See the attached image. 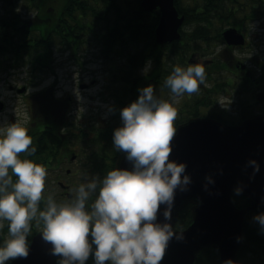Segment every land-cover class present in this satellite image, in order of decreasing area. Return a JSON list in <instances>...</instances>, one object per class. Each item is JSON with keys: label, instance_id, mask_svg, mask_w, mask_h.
<instances>
[{"label": "clouds", "instance_id": "9594fccd", "mask_svg": "<svg viewBox=\"0 0 264 264\" xmlns=\"http://www.w3.org/2000/svg\"><path fill=\"white\" fill-rule=\"evenodd\" d=\"M205 77L203 63H177L164 79L170 98L157 95L152 84L140 88L137 99L121 108L122 124L113 130L114 145L125 151L131 168L112 167L91 178L85 174L67 198L44 195L48 172L29 158L36 145L26 121L0 126V229L8 222L0 264L28 255L33 221L42 224L59 264H85L90 253L94 264H159L174 229L167 219L157 220L158 209L166 205L163 215L170 218L175 190L190 183L186 164L169 159L175 101L198 91ZM249 163L258 169L254 159ZM257 219L264 224V214Z\"/></svg>", "mask_w": 264, "mask_h": 264}, {"label": "trees", "instance_id": "16d2710c", "mask_svg": "<svg viewBox=\"0 0 264 264\" xmlns=\"http://www.w3.org/2000/svg\"><path fill=\"white\" fill-rule=\"evenodd\" d=\"M4 1L8 6H13L14 0ZM238 1L241 0H189L190 4L183 6L179 0H174L178 12L184 15V23L194 21L202 23L195 30H182L179 40L157 44L154 40L157 14L144 11L139 5L140 0H27V8L36 9L33 18H21L17 12L0 15V65L14 67L28 63L34 74L53 70L56 47L77 51L90 38L97 41L105 58L117 57L119 60L114 81L120 85L112 96L120 104L126 100L129 104L139 95L138 84L141 85L142 77L140 71L149 57L155 61V70L152 74L161 73L162 66L165 68L161 73L164 78L172 70L173 65L177 63L187 65L186 59L199 50V43L210 41L208 34L214 22L219 24L237 22L238 17L228 5L236 4ZM220 30L221 28L216 31L217 36H220ZM52 90L51 86L37 93L36 98L41 97L35 100L39 101L40 98L43 100L37 103L39 108L47 106L48 103L44 99L50 100L51 107L48 111L47 108L35 110L32 122L27 124L28 134L36 145L35 153L29 154V158L43 163L48 170L50 161L60 154L62 148L61 139L55 133L60 130L55 122L57 118L60 119V114L54 115L55 106L61 105L63 100L60 98L62 102L57 101ZM60 113L63 114L62 108ZM116 127L118 126L112 123L106 126L104 128L106 131L101 133L103 138L113 140V130ZM71 135L73 132L68 131L69 144ZM86 138L84 137V143L89 145ZM95 145L96 148H89L91 149L89 157L100 155L104 165L99 168V172L106 174L107 170L113 167L115 157L121 149L116 148L112 141L111 147L110 142ZM20 155L24 156L25 153L22 152ZM88 170L96 174V168ZM13 178L15 179V176ZM232 198L237 206L247 203V199L238 192L232 193ZM261 214H264V208L247 214L242 228V245L233 264H264V224L257 219ZM190 219V205H187L179 211L176 227L184 228ZM7 224L8 222L4 221V227L0 229V240L7 234ZM36 224H38L36 221L32 222L28 242L38 231L34 228ZM54 258L59 264L60 256L56 254ZM85 264H94L92 253ZM195 264L223 263L215 249L206 247L198 253Z\"/></svg>", "mask_w": 264, "mask_h": 264}, {"label": "water", "instance_id": "95a60500", "mask_svg": "<svg viewBox=\"0 0 264 264\" xmlns=\"http://www.w3.org/2000/svg\"><path fill=\"white\" fill-rule=\"evenodd\" d=\"M139 5L144 11L158 10L154 30L157 43L180 38L184 16L178 14L174 0H140ZM223 38L230 45L244 44L243 35L235 28L224 30ZM23 90L24 87L18 92ZM170 144L169 159L186 164L190 183L184 190L179 187L175 190L170 218L163 215L166 205L161 204L158 209L157 220L167 219L174 229L159 264H195L198 253L207 246L217 250L222 263L233 264L242 244V226L248 212L264 207V116L236 125L190 118L177 125ZM252 159L258 169L249 163ZM131 166L132 162L121 150L113 167ZM233 190L247 198L246 206H235L231 198ZM188 204L191 221L185 228L177 229L178 213ZM51 249V242L39 231L29 241L28 255L12 258L11 264H56Z\"/></svg>", "mask_w": 264, "mask_h": 264}, {"label": "rangeland", "instance_id": "374dc122", "mask_svg": "<svg viewBox=\"0 0 264 264\" xmlns=\"http://www.w3.org/2000/svg\"><path fill=\"white\" fill-rule=\"evenodd\" d=\"M179 1L183 6L190 4L189 0ZM26 4L27 0H14L13 6H8L4 0H0V15L7 12L9 14L17 12L21 18L31 19L36 14V9L27 8ZM225 25L228 24L217 23L212 28L213 33L215 29H220ZM243 27L248 36L249 45L246 49H236L231 53L242 59L246 64H252L251 58L254 56L256 43H260L262 54H264V20L260 21L259 19L247 22ZM199 44V62L212 55H218L223 48V45L213 41L210 43L200 42ZM254 58L260 59L263 56L253 57L252 60ZM256 61L262 63L263 60ZM118 62L117 57L105 58L97 41L89 38L77 51L56 47L54 50L53 70L49 69L46 72H36L37 74H34L28 63L14 67H8L6 64L0 65V100L5 102V108L0 112V126L16 120L26 121L27 126L31 114L25 105L28 101L26 96L52 86L54 96L63 100V105L58 104L55 106L54 116H59L58 114H60L62 108L63 114H60V119L57 118L58 120L55 122L62 134L66 135L64 137L66 142L68 140L67 132L72 131L73 135L83 134V137L88 138L87 144L89 145L83 143L81 144L82 148L79 150L87 151L85 154H90L91 149L96 148L95 144H108L110 142L111 147V141L113 142V140L103 138L101 133L106 131L104 128L110 123L114 124V126L122 124L119 117L120 103L112 96V94L116 93L114 90H117V86L120 85L114 81ZM143 71L144 68L140 73H143ZM37 75L40 76L36 78ZM10 86L12 87L11 89ZM22 86L26 87L24 92L17 93L15 88ZM138 88H142V85L138 84ZM154 90L157 95L170 96L169 93H165L161 88H154ZM39 97L41 96L37 98ZM40 99L37 103L43 101ZM44 100L48 103L47 106L40 109L36 103V111L46 108L47 111L49 110V107H51L50 100ZM125 103H128V100ZM19 112L22 113L19 114ZM63 125H66L64 129H62ZM71 148H77L76 144L74 143L73 146L69 147V149ZM66 169L70 170L68 175L66 174ZM47 172L44 194L47 195L48 192H52L57 199L66 198L60 194V189L56 182L57 175L66 179V182L71 185L70 192L79 182L84 180L85 174L88 175V178L93 175L92 171L88 169L68 165L60 169L49 168ZM103 175L100 174V176ZM34 228L38 231L42 230V225L36 224ZM10 260L11 258L5 264H11Z\"/></svg>", "mask_w": 264, "mask_h": 264}, {"label": "flooded vegetation", "instance_id": "af4514ba", "mask_svg": "<svg viewBox=\"0 0 264 264\" xmlns=\"http://www.w3.org/2000/svg\"><path fill=\"white\" fill-rule=\"evenodd\" d=\"M229 8L238 17L236 23L229 22L228 25L221 27L219 31L220 36H217V30L214 33L212 28L209 32V43L217 42L223 45V48L218 55H212L207 59H203L201 63L205 66L206 77L205 81L199 85V90L193 93H185L175 101L177 107V116L175 118V127L177 125L187 121L190 118H208L220 122L223 125H236L245 119H251L254 117L264 116V54H262L260 43L255 45V53L253 57L263 56V58H254L252 64H246L242 59L232 55V51L239 49H246L249 45V39L245 33L244 24L255 20H264V0H249L238 1L236 4H229ZM252 8V10L250 9ZM241 11V12H240ZM157 14V11H154ZM199 21L186 22L181 26V30H195L199 27ZM226 23V22H223ZM217 22H214L216 25ZM214 27V26H213ZM227 28H235L244 37L243 45H230L223 38V31ZM200 51H195L190 54L186 59V63L199 62ZM256 60H263L262 63ZM150 62V67L148 66ZM154 59L149 57L144 63V71L141 77V85L146 86L152 84L154 88H161L165 93H169L170 89L164 85V77L161 75L165 71V68L161 66V73L153 75L155 70ZM12 87L10 86V89ZM26 87H24L25 90ZM20 87L15 88L18 93ZM24 92V91H23ZM37 92L28 94L26 107L28 108L31 117L29 123L35 115ZM170 96L164 98H170ZM57 101L62 100L57 98ZM0 112L5 108V102ZM63 103H61L62 105ZM128 103L120 104L121 108ZM22 112H19V114ZM68 113V112H67ZM66 113V114H67ZM61 114V113H60ZM61 116V115H60ZM121 118V115L119 114ZM122 121V120H121ZM179 121V122H177ZM66 125L62 126V129ZM58 138L61 139L62 148L60 154L50 161L49 168L60 169L65 165L78 168H96V175L100 176L99 168L103 167L101 162L102 157L100 155L91 156L87 151H79L84 143L83 136L71 135L70 144L68 140L64 139L65 135L60 130L55 132ZM77 148L69 147L74 143ZM66 169V174H69ZM57 186L60 189V194L67 197V192H70V184L66 182V179L57 175ZM62 184V186L60 185ZM72 193V192H71ZM73 195V193H72Z\"/></svg>", "mask_w": 264, "mask_h": 264}, {"label": "bare ground", "instance_id": "6f19581e", "mask_svg": "<svg viewBox=\"0 0 264 264\" xmlns=\"http://www.w3.org/2000/svg\"><path fill=\"white\" fill-rule=\"evenodd\" d=\"M177 11H178V10H177ZM152 12H154V11H152ZM178 14H179V15H182V14H180L179 12H178ZM156 16H157V22H158V18H159V14H158V12H157V15H156ZM182 23H184V20H183ZM156 25H157V23H156ZM227 29H228V28H227ZM225 30H226V29H225ZM180 37H181V31H180ZM179 39H180V38H179ZM179 39H178V40H179ZM154 40H155V39H154ZM174 41H176V40H174ZM155 42H156V41H155ZM172 42H173V41H172ZM120 151H121V150H120ZM120 151H119V152H120ZM119 152H118V154H119ZM118 154H117V155H118ZM117 155H116V156H117ZM115 159H116V157H115ZM114 162H115V160H114ZM113 166H114V164H113ZM190 221H191V220H190ZM189 223H190V222H189ZM189 223H188V224H189ZM195 263H196V262H195Z\"/></svg>", "mask_w": 264, "mask_h": 264}]
</instances>
